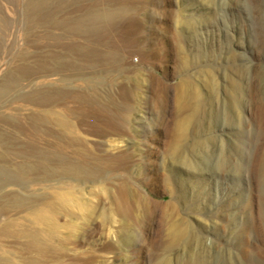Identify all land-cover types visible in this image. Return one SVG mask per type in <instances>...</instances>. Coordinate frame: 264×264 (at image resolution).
Returning a JSON list of instances; mask_svg holds the SVG:
<instances>
[{
	"label": "rangeland",
	"instance_id": "obj_1",
	"mask_svg": "<svg viewBox=\"0 0 264 264\" xmlns=\"http://www.w3.org/2000/svg\"><path fill=\"white\" fill-rule=\"evenodd\" d=\"M128 1L132 13L142 23L139 34L148 53L140 59L134 49L128 65L136 69L132 77L139 82L142 96L149 102L139 101L133 113V120L141 118L142 122L134 123L132 137L119 135L110 140L112 143L103 141L111 149H114L112 145L130 148L129 168L79 185L66 199L57 200L50 208H40L41 219L33 222L38 232L47 236L39 242L47 246L43 253L27 248L21 240H2L0 248L6 249L7 255L20 264H30L36 257L46 264H182L188 250H196V242L171 244L169 241L173 230L188 226L191 233L205 238L207 246L222 247L228 254L226 263L246 264L249 255L256 251L264 256V198L246 169L252 155L264 150V120L257 119L248 102L250 82L256 85V96L264 100V0ZM0 5V84L8 61L22 47L33 50V57L27 58V74L20 73L24 83L31 86L61 74L69 76L71 70L49 75L39 67V55L45 57L50 51L39 48L44 45L42 41L35 42L33 49L26 42L27 22L20 15L22 3L0 0ZM45 29L55 31L57 27L52 22L46 26L34 23L29 26V35ZM16 62L18 65L22 61ZM150 73L168 87L166 101L170 108L177 86L184 80L197 89L201 99L191 105L199 109L212 102L217 105V98L227 101L229 80L238 81L244 96L239 104L238 125L222 128L218 122V127L195 133L194 140L205 141L201 151L192 149L190 138L186 140V135H182L173 157L167 149L161 111L151 102L154 91L146 80ZM13 102L1 108L0 113L13 109L18 101ZM27 110L25 107L21 112ZM3 119L0 116V136L4 141L18 137L25 143L32 136L29 130L19 131L16 124ZM155 136L157 141L153 139ZM38 144L45 148L40 141ZM221 159L241 166L238 173L224 178L216 170ZM165 178L175 184L177 196L173 209L165 204L169 200ZM123 180L149 198L158 213L146 212L142 206L129 203L122 207L118 192ZM35 182L38 184L31 185L37 190L34 194H47L44 185L49 183L48 179L40 177ZM180 190L185 199L179 197ZM15 191L26 194L21 185ZM3 218L1 214L0 221ZM232 227L244 231L248 244L256 239L254 252L247 245L229 242ZM250 227L256 231H250ZM209 260L211 264H221L219 259Z\"/></svg>",
	"mask_w": 264,
	"mask_h": 264
},
{
	"label": "bare ground",
	"instance_id": "obj_2",
	"mask_svg": "<svg viewBox=\"0 0 264 264\" xmlns=\"http://www.w3.org/2000/svg\"><path fill=\"white\" fill-rule=\"evenodd\" d=\"M6 1L22 3L20 15L27 22L25 34L30 47L33 49L38 41H42L44 45L39 48L50 51L45 57L39 55V67L46 69L49 75L71 70L67 77L61 74L56 79L46 78L29 86L24 83L20 73L27 74V58L33 57V50L17 47L13 59L8 61L7 69L3 71L4 80L0 84V109L7 103L18 101L13 109L1 112L0 116L16 124L19 131L29 130L32 133L25 143L18 137L4 141L0 136V215H4L0 221V241L21 240L27 248L39 249V253H43L47 246L45 243L41 246L39 242L42 243L47 236H42L33 222L34 219H41L40 208H50L57 200L66 199L79 185L85 186L114 171L129 168L130 148L112 145L114 149H111V145L105 147L103 140L111 142L119 135L132 137L136 128L134 123L142 122L141 118L134 121L132 116L139 101L147 104L149 100L142 96L139 82L132 77L131 73L136 69L128 65V58L134 49L139 52L140 59L145 58L147 51L143 49V37L139 34L142 23L132 13L128 0H95L93 3L90 0ZM48 22L56 25L57 30L45 29L29 35L31 24L46 26ZM65 53L70 55L66 56ZM20 60L22 62L17 65L16 61ZM146 77L154 91L151 102L154 108L161 111L167 149L173 157L179 149L182 135H186V140L190 138L188 143L192 149L201 151L205 141L194 140L195 133L218 127V122L222 128L238 125L239 104L244 99L238 81L229 80L227 101L216 97L217 105L212 102L205 109H199L191 105L201 99L197 89L184 80L177 86V94L170 108L166 101L168 87L152 73ZM248 88L251 111L257 119L264 120V100L256 96L253 82L249 83ZM16 91L15 96L12 93ZM25 107L28 110L21 112ZM153 139L158 140L156 136ZM38 141L44 145V149L39 147ZM240 168L225 159L216 163V170L224 178L237 174ZM246 169L249 178L252 177L259 185L264 198V150L252 155ZM40 177L48 179L49 183L44 185L47 194H34L37 190L31 188ZM165 182L169 195L165 204L168 209H173L177 196L175 184L168 178H165ZM20 185L26 194L15 191V187ZM118 195L122 207L129 203L142 206L146 212L158 213L149 198L125 181L120 185ZM178 195L185 199L182 191ZM254 229L250 227V231L255 232ZM191 232L190 227L182 226L173 230V237L169 241L171 244L196 242V250L189 249L187 259L182 264H211V258L219 259L221 264H231L225 262L228 254L223 252L222 247L216 244L207 246L203 236ZM229 234L230 243L247 245L251 253L257 247L256 239L248 244V240H245L248 236H244V231L238 227L229 229ZM253 254L249 255L246 264H264L261 253L256 251L251 257ZM29 263L46 264L37 257ZM0 264L20 263L8 256L6 249L0 248Z\"/></svg>",
	"mask_w": 264,
	"mask_h": 264
}]
</instances>
